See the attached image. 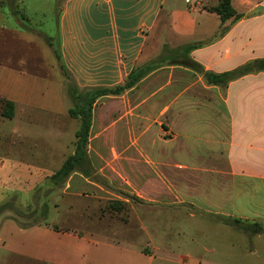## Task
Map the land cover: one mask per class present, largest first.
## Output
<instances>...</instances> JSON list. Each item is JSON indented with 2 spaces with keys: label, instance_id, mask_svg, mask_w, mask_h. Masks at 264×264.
<instances>
[{
  "label": "crops",
  "instance_id": "0c3cea01",
  "mask_svg": "<svg viewBox=\"0 0 264 264\" xmlns=\"http://www.w3.org/2000/svg\"><path fill=\"white\" fill-rule=\"evenodd\" d=\"M218 2L0 0V99L13 104L11 118L2 117L0 109V204L15 198L25 208L32 191L55 172L51 166L58 170L74 154L79 120L69 115L66 83L52 73L49 55L58 56L79 90L123 85L131 71L166 45L202 43L189 57L214 74L264 59V0H231L240 18L224 24L204 9ZM223 26L228 28L216 36ZM114 154L136 166L123 185L144 203L171 207L180 202L259 227L264 224V71L214 85L170 64L120 95L98 98L87 162L101 164ZM85 187L100 190L76 170L62 190L78 195ZM212 224L247 235L230 223ZM52 231L55 236L45 242H86L90 252L114 248L97 232L84 237ZM257 232H250L255 247L245 256L246 248L238 250L236 264H264V234ZM120 251L124 264H152L160 249L152 243L150 251L140 245ZM54 257L45 261L66 264ZM173 261L165 260L212 264L194 253Z\"/></svg>",
  "mask_w": 264,
  "mask_h": 264
},
{
  "label": "rangeland",
  "instance_id": "374dc122",
  "mask_svg": "<svg viewBox=\"0 0 264 264\" xmlns=\"http://www.w3.org/2000/svg\"><path fill=\"white\" fill-rule=\"evenodd\" d=\"M151 44H154V38ZM167 46H162L156 57L146 64L166 58L172 50ZM49 56L50 61L54 62L52 73H59L63 77L67 89L71 80L69 81L67 73L55 56V59L52 54ZM168 65L169 60H163L159 67ZM1 107L0 101V109ZM111 157L113 160H103L101 164L96 165L83 164L80 167V173L89 171L88 179L98 185L99 191L85 187L81 194L67 195L62 190L63 185L51 190L47 178L32 191L25 208L16 201L14 208L18 209L20 214L3 213L0 217V264H55L56 261H45L47 255L55 256L54 260L57 261L63 259L66 264H124L126 256L120 251L122 246L140 245L150 251L152 243L160 249L156 256L159 258L152 264H168L165 262L167 257L173 261L190 253L212 264H236L238 250L246 248L247 251L242 252L245 256L250 248L255 247L256 242L251 238L250 232L254 230L264 234V224H259L261 227L257 226L258 228H249L250 222L243 226L234 217L205 213L203 208H190L180 202L171 207L144 203L140 197L129 193L123 185L136 166L125 164L126 161L118 154ZM57 167L58 165H54L51 169L56 171ZM45 205L47 209L44 218L48 226L23 228L12 219H4V216H12L22 223L27 222L24 217L27 209H37L38 213L43 211L45 214ZM210 209L215 211L214 208ZM214 221L235 225L247 235H237L234 229L216 227L212 224ZM53 226L58 228L60 236L90 237V234L97 232L105 237L109 245L114 244V248L90 252L92 247L86 242H45V237L55 236ZM79 247H86L88 254L83 252L84 248L82 251Z\"/></svg>",
  "mask_w": 264,
  "mask_h": 264
},
{
  "label": "trees",
  "instance_id": "16d2710c",
  "mask_svg": "<svg viewBox=\"0 0 264 264\" xmlns=\"http://www.w3.org/2000/svg\"><path fill=\"white\" fill-rule=\"evenodd\" d=\"M204 9L208 12L215 13L218 15L222 24L226 23L228 20L237 21L240 18V15L235 11V9L231 5V0H219L218 4L214 7H204ZM228 26H223L217 32L216 36H220L225 32ZM202 43L196 44H187L169 51V55L166 58H160L157 61H153L149 64L143 65L131 71L125 80L123 85L116 86L114 88H90V89H82L78 91L77 86L71 82V85L67 87V93L72 102V106L69 109V115L72 118L79 120V128L75 132V149L74 154L69 156L60 166L58 170H56L50 177H48V181L51 186L50 189L53 190L55 188H59L62 186L70 174L76 170L80 171V167L83 164H88L86 158V145L88 142L89 136V128L91 125V115L92 108L95 101L103 96H117L120 95L124 90L133 87L140 79H142L145 75H147L152 70L156 69L160 66V63L163 60H169L170 64L180 65L186 68L191 69L195 73L201 75L207 84H219L222 82L229 81L235 77L243 76L252 71H264V59L255 60L253 62L247 63L238 69L222 73V74H214L211 72H207L203 69L201 65L194 62L190 57L189 53L193 49L201 46ZM58 59V56H57ZM1 116L5 118H11L13 116V104L11 102H6L1 100ZM81 174L89 178V171H82ZM16 199L10 198L7 201L0 204V217H2L3 213L9 212L13 214H20L18 209H15ZM46 209L45 205V214L43 211L40 213L37 212V209L29 210L27 209V214L24 216L27 222H20L14 217L4 216V219H12L14 220L19 227L31 228L36 225L40 226H48V223L45 221L46 218ZM10 217V218H9ZM32 217V218H31ZM31 218V220H30ZM254 227H257L256 225ZM250 228V227H249ZM53 230L58 231L56 226L52 227ZM258 233L257 231H254Z\"/></svg>",
  "mask_w": 264,
  "mask_h": 264
}]
</instances>
